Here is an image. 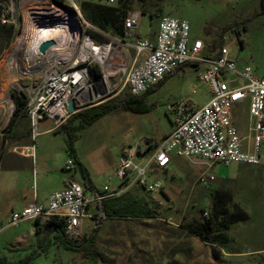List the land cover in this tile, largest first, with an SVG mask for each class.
Segmentation results:
<instances>
[{
    "label": "rangeland",
    "instance_id": "rangeland-1",
    "mask_svg": "<svg viewBox=\"0 0 264 264\" xmlns=\"http://www.w3.org/2000/svg\"><path fill=\"white\" fill-rule=\"evenodd\" d=\"M79 1L106 4L108 0ZM114 1L112 5H118V0ZM53 2L43 3V6H52ZM25 5L33 6L27 1ZM128 6V10L141 14L139 35L142 39H154L160 19L171 16L188 22L191 43L196 40L204 43L200 58H215L222 46L230 45L241 66H250L257 75L264 76V0H128ZM29 9L19 10L11 42L7 43L5 35L0 32V99L12 74L8 60L19 38L25 35V48L17 58V64L22 66L26 47L32 39L40 36V32L33 34L25 31L27 12L36 8ZM89 24V27H84V34H97L98 37H92L99 42L124 40L127 46L133 42L132 38H124ZM123 49L134 55L129 47ZM203 72V66L187 64L168 75L160 86L146 95L145 104L149 108L146 113H135L121 106L92 125L72 118L66 126L42 133L35 140L31 138L27 115L11 125L16 111L14 94L24 97L26 89L40 78L38 72L20 77L21 87L12 90L13 103L6 102L0 115V205L11 204L18 197L17 188L20 185L10 180L16 171L26 175L21 188L29 193L34 185L30 172L33 168L40 170L44 166L51 171L52 187L62 186L64 181L72 179L85 188L89 198L96 191H104L116 184L119 159L125 150L130 147L149 150V142L160 144L171 132L176 116L168 111L169 106L179 102L202 106L207 102L209 88L199 79ZM122 95L104 103L119 100ZM234 118L241 135L246 136L249 101L234 109ZM70 139L76 159L88 170L87 179L69 153ZM27 140L35 156L33 164L28 160V166L26 160H18L11 153L22 151ZM150 156L147 151L144 162ZM70 159L75 163L73 170L65 168ZM203 169L201 162L172 154L168 170L160 176L167 177L163 181L162 192L149 193L139 187L134 192L135 198L144 203L153 218L105 221L96 234V216L82 219V238L76 244L84 245L85 239L95 234L92 247L87 242L82 252H74L58 240L51 239L31 264H264V162L258 166L216 164L206 169L207 174L215 178L207 186L196 184ZM158 178L153 176L152 179ZM6 185L11 192L6 190ZM218 190L225 194L217 196ZM133 210L140 212V208ZM11 212L8 207V214L0 223V252L18 262L35 251H4L11 247L14 237L26 229L24 225L10 224ZM212 214H216L217 223L214 244L204 242L183 227ZM226 214L243 219L226 229Z\"/></svg>",
    "mask_w": 264,
    "mask_h": 264
},
{
    "label": "built area",
    "instance_id": "built-area-1",
    "mask_svg": "<svg viewBox=\"0 0 264 264\" xmlns=\"http://www.w3.org/2000/svg\"><path fill=\"white\" fill-rule=\"evenodd\" d=\"M26 1L33 4L30 8L54 1L45 8L55 10L46 22L50 40L45 66L38 74L39 80L26 89L32 140L58 130L73 115L116 96L128 93L140 97L173 71L194 64L204 68L199 79L208 86L210 99L202 106L190 102L169 106L168 111L176 116L174 129L147 161L141 149L130 147L123 152L117 176L125 184V192L136 187L149 193L162 192L164 180L160 176L168 170L172 154L204 165L196 180L203 186L215 180L206 169L216 164L258 166L264 162V76L257 75L250 66H241L230 45L222 46L215 58H200L204 43H191L188 22L171 16L160 19L154 39H142L141 14L134 10L124 21V38L133 39L130 46L124 40L99 42L84 34V27L90 24L77 0H3L0 23L16 28L19 10L29 8ZM114 2L108 0L106 5ZM124 47L133 50L134 55ZM245 101H249L248 134L242 136L234 109ZM71 102L74 113L69 111ZM48 119L53 125L42 128L41 123ZM65 168L73 170L74 161L68 160ZM156 175L159 178L152 179ZM103 199L98 194L95 199L89 198L83 186L71 181L65 190L49 197L47 206L33 203L13 213L10 224L44 223L57 216L66 221L67 238L77 242L82 238V219L93 218L95 204Z\"/></svg>",
    "mask_w": 264,
    "mask_h": 264
},
{
    "label": "trees",
    "instance_id": "trees-1",
    "mask_svg": "<svg viewBox=\"0 0 264 264\" xmlns=\"http://www.w3.org/2000/svg\"><path fill=\"white\" fill-rule=\"evenodd\" d=\"M80 5H81L84 16L92 25H94L95 27L101 30L112 31L115 35L124 37V34H125L124 21H125V18L127 17L128 12L130 11L128 10L129 9L128 0H118V5H106V4H101V3H93L90 1H81ZM0 32H2L5 35L7 43L12 41L14 37V33H15L14 27L12 25H2L1 23H0ZM91 35L98 37V35L95 33H91ZM175 71H173L172 73H174ZM155 88H152L151 90H149L147 93H145L144 95L140 97H133L129 95L128 93H124L119 100L110 101L96 108L79 112L73 115L63 125V127L66 126L72 118L81 119L85 125H92L95 122H97L99 119H101L102 117L106 116L107 114H109L115 109H118L121 106L135 113H146L149 111V108L145 104V97L147 94L154 91ZM14 98L16 102V111L11 120L12 126L14 125V123L18 121L19 118L27 115L26 114V105H27L26 94H24V97H22L19 94L15 93ZM69 153L72 157H74L75 162L81 169L84 178L87 179L88 170L79 161H77L75 157V151L73 148L72 139H70V143H69ZM97 194L101 195L100 193H97ZM216 194L217 196L221 197L225 194V192L218 190ZM130 212H131V215L129 216L134 217V218H153V216L151 215L152 214L151 211L146 208H140V212L134 211V210ZM105 216L106 218H109L112 215L106 214ZM100 219L101 218L97 219L98 228H96L95 234L99 231L100 224H101ZM242 219L243 218L236 216V215H227V214L224 215L225 228L228 229L232 224ZM36 225H37L39 232L43 228L47 237L52 235L53 238L58 240L61 245H63L65 248L72 250L74 252H82L81 250L87 242L91 244V247L94 242L95 234L90 239H85L84 245H78L76 244V242L69 240L66 236V225H67L66 221L65 219H59L57 216L51 217L48 221L44 223H42L41 221H36ZM183 227L188 229L192 234L199 237L200 239H202L204 242L208 244H214L217 239L216 214H212L209 218H204L201 221H196V222L185 224L183 225ZM39 254H40L39 251H35L33 255L26 257L24 260H19L18 262H12L7 257L0 254V264H31L33 259Z\"/></svg>",
    "mask_w": 264,
    "mask_h": 264
},
{
    "label": "crops",
    "instance_id": "crops-1",
    "mask_svg": "<svg viewBox=\"0 0 264 264\" xmlns=\"http://www.w3.org/2000/svg\"><path fill=\"white\" fill-rule=\"evenodd\" d=\"M209 99H210V91H209ZM173 129L171 130V132L173 131ZM170 133H168L166 136H168ZM158 145L159 143L149 142L148 147H150V149L149 150L145 149L143 151L145 153L149 151L152 154ZM32 148L33 147L28 144V140H27V142L23 143L22 151L20 152L11 151V153L18 160H26L25 164L28 166L29 165L28 160H31L33 164L35 158L34 154L30 151ZM77 161H79L82 164L80 160L77 159ZM119 163H120V159H119ZM30 174L34 182L33 190L31 189L30 193L29 191L27 192V189L21 188L22 182L25 179L26 175L19 173L17 171L14 172L13 175H11L10 180L13 181L14 184L20 185L19 189L17 188L19 194L18 197L11 204L0 205V223L2 222L3 217L8 214V207H10L12 211L11 212L12 215L15 212L22 211L26 206L33 203L47 206L48 199L53 193L65 190L69 182L73 181L72 179H70L64 181V184L62 186L52 187L51 171L48 170L46 166L40 168V170L33 168V171L32 173L30 172ZM162 178L164 181L167 180L166 176H163ZM5 188L8 192H11L9 191L7 185ZM136 189L137 187L131 189L128 192H125L126 186L125 184L122 183V181L118 177V182L116 184L109 186V188L105 189L104 191H96L93 197L91 198L95 199L97 193H100L104 197V199L101 200L99 203L95 204V207L93 209V214L94 217L96 216V218L94 217L93 218L96 219V221L98 218H101L100 226L103 224V222L109 220L142 219V218H134L129 216L131 215L130 211H132L133 208H146V206L144 205V203L141 202L140 199L135 198L134 192ZM43 202H46V204H43ZM106 214L112 216L106 218L105 216ZM22 225L26 226V229L19 232L12 240L10 244L11 247L7 249L5 248L4 251H29L30 249H33L34 251H39V253L41 254V252L44 251V248L48 245L47 244L48 241L54 239L52 235L47 237L43 228L39 232L36 222L23 221L16 226H22ZM0 254L3 255L1 252ZM5 257H7L12 262H17V260L11 259L10 256H5Z\"/></svg>",
    "mask_w": 264,
    "mask_h": 264
},
{
    "label": "bare ground",
    "instance_id": "bare-ground-1",
    "mask_svg": "<svg viewBox=\"0 0 264 264\" xmlns=\"http://www.w3.org/2000/svg\"><path fill=\"white\" fill-rule=\"evenodd\" d=\"M30 9V11L27 12L25 31L28 33L32 32L33 34H38L40 32V36L32 39L29 46L26 47L23 57L24 64L22 66L17 64V58L19 53L25 48L23 45L25 35L19 38V41L13 49L8 60V64H11L12 74L10 75L9 82L5 85L1 93L3 97L0 99V115L5 109L6 102L13 103L12 90L21 87L20 77L37 72L40 73L46 63L45 58L50 40V32L47 28L48 23L46 22L54 15L55 10L54 8L45 7H31Z\"/></svg>",
    "mask_w": 264,
    "mask_h": 264
},
{
    "label": "water",
    "instance_id": "water-1",
    "mask_svg": "<svg viewBox=\"0 0 264 264\" xmlns=\"http://www.w3.org/2000/svg\"><path fill=\"white\" fill-rule=\"evenodd\" d=\"M69 111L71 112V113H74L75 112V108H74V104H73V102H71L70 104H69ZM53 125V121L52 120H46V121H43L42 123H41V127L42 128H48V127H50V126H52Z\"/></svg>",
    "mask_w": 264,
    "mask_h": 264
}]
</instances>
